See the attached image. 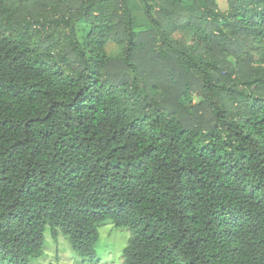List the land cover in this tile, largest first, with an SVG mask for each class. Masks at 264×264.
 I'll list each match as a JSON object with an SVG mask.
<instances>
[{
	"label": "trees",
	"instance_id": "obj_1",
	"mask_svg": "<svg viewBox=\"0 0 264 264\" xmlns=\"http://www.w3.org/2000/svg\"><path fill=\"white\" fill-rule=\"evenodd\" d=\"M107 221L123 264H264V0H0V264Z\"/></svg>",
	"mask_w": 264,
	"mask_h": 264
},
{
	"label": "rangeland",
	"instance_id": "obj_2",
	"mask_svg": "<svg viewBox=\"0 0 264 264\" xmlns=\"http://www.w3.org/2000/svg\"><path fill=\"white\" fill-rule=\"evenodd\" d=\"M224 4L222 3L221 6ZM135 16L142 19L140 9L135 10ZM123 43L108 41L104 45L107 57L113 58L120 55ZM130 231L124 227L118 228L107 221L98 226V239L95 242L92 259L81 258L69 246L67 239L59 234L54 239L48 229L44 232L43 254L32 258L28 264H123L122 249L127 244Z\"/></svg>",
	"mask_w": 264,
	"mask_h": 264
}]
</instances>
